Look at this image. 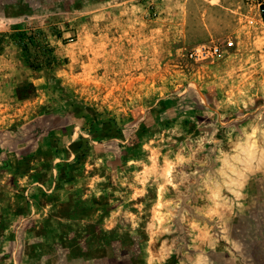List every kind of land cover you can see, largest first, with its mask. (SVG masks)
Here are the masks:
<instances>
[{
    "label": "rangeland",
    "instance_id": "374dc122",
    "mask_svg": "<svg viewBox=\"0 0 264 264\" xmlns=\"http://www.w3.org/2000/svg\"><path fill=\"white\" fill-rule=\"evenodd\" d=\"M0 264H264L242 0H0Z\"/></svg>",
    "mask_w": 264,
    "mask_h": 264
},
{
    "label": "built area",
    "instance_id": "2783aa9c",
    "mask_svg": "<svg viewBox=\"0 0 264 264\" xmlns=\"http://www.w3.org/2000/svg\"><path fill=\"white\" fill-rule=\"evenodd\" d=\"M245 5V18L249 24H264V0H242ZM233 40L226 41L227 46H232ZM222 47L217 43H200L188 53L190 58L202 61L220 55Z\"/></svg>",
    "mask_w": 264,
    "mask_h": 264
}]
</instances>
